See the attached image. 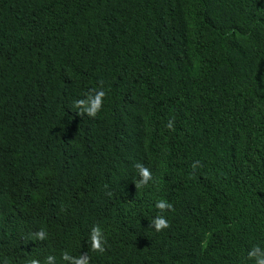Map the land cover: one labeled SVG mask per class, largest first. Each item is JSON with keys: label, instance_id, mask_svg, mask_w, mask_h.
I'll list each match as a JSON object with an SVG mask.
<instances>
[{"label": "trees", "instance_id": "obj_1", "mask_svg": "<svg viewBox=\"0 0 264 264\" xmlns=\"http://www.w3.org/2000/svg\"><path fill=\"white\" fill-rule=\"evenodd\" d=\"M100 87L95 117L74 109ZM60 174L83 175L70 214ZM256 245L264 0H0V264H255Z\"/></svg>", "mask_w": 264, "mask_h": 264}, {"label": "clouds", "instance_id": "obj_2", "mask_svg": "<svg viewBox=\"0 0 264 264\" xmlns=\"http://www.w3.org/2000/svg\"><path fill=\"white\" fill-rule=\"evenodd\" d=\"M106 95V91L103 87H100L98 89H94L92 92H89L85 95V99H76L73 101V107L75 110H78L81 115H83L85 112L88 113L89 116L95 117L98 112L101 110L103 105V98ZM173 121H169L167 124L168 128H172ZM39 166L41 169L44 170L43 173L47 174L50 171V161L48 154L45 155L41 163H39ZM136 169L138 170L139 176L141 179L139 180V184H147L152 179V174L149 168L145 167V165L141 162H137L135 164ZM83 176V175H82ZM82 176L78 177H72L68 175L67 181L65 184L61 183V174L56 177L57 182V191H58V200H57V209L66 213L70 214L72 213V207H73V192H71L68 189V186L77 178H80ZM33 189H35L32 186ZM35 191H37L35 189ZM155 207L157 209H169L171 208V204L166 200H158L156 202ZM169 226V221L164 215H157L150 221V227H153L157 232L162 231L163 229L167 228ZM93 236H92V247L94 249L103 250L101 245V239H102V230L99 225H96L93 228ZM37 235L43 239L45 237V232L41 231L37 233ZM249 258L255 259V264H264V247H261L259 245L254 246L249 252H248ZM64 259L69 260L72 262V264H88V259L84 256H81L79 258L71 256L68 252L64 253ZM48 264H53L55 261V257L48 256L46 258ZM31 264H39V261H32Z\"/></svg>", "mask_w": 264, "mask_h": 264}]
</instances>
